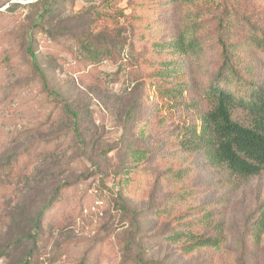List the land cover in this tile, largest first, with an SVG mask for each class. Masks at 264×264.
<instances>
[{
  "label": "rangeland",
  "instance_id": "obj_1",
  "mask_svg": "<svg viewBox=\"0 0 264 264\" xmlns=\"http://www.w3.org/2000/svg\"><path fill=\"white\" fill-rule=\"evenodd\" d=\"M226 57L264 84V0H0V264H264V172L183 144Z\"/></svg>",
  "mask_w": 264,
  "mask_h": 264
},
{
  "label": "trees",
  "instance_id": "obj_2",
  "mask_svg": "<svg viewBox=\"0 0 264 264\" xmlns=\"http://www.w3.org/2000/svg\"><path fill=\"white\" fill-rule=\"evenodd\" d=\"M52 4L53 2H48L45 5L42 17L53 12ZM194 45V41L185 42L180 39L168 48L179 53L186 48L193 49ZM26 52L32 70L38 75L42 86L47 89L44 71L31 45ZM170 70L172 68L168 64L161 75H167ZM205 94L206 99L212 101V108L198 116V126L193 125L185 129L188 137L184 140V146L201 150L209 166L222 167L232 176L248 178L260 175L264 172V84L242 81L226 57L217 75L209 82ZM64 106L75 118L76 114L71 112L67 105ZM236 109L247 113L246 123L232 118V112ZM128 154L133 163H138L145 157V152L139 150H129ZM257 210L258 216L250 227V236L255 243L260 241L264 232V204L258 206ZM33 225L38 228L37 218H34ZM182 236L185 235L178 233L171 237L178 241ZM186 237V252L198 247L219 246V241L213 237L205 238L191 233Z\"/></svg>",
  "mask_w": 264,
  "mask_h": 264
}]
</instances>
